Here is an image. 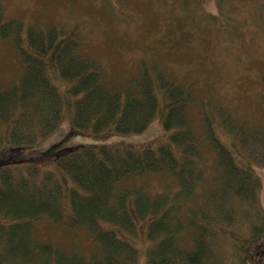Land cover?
I'll use <instances>...</instances> for the list:
<instances>
[{
	"label": "trees",
	"instance_id": "obj_1",
	"mask_svg": "<svg viewBox=\"0 0 264 264\" xmlns=\"http://www.w3.org/2000/svg\"><path fill=\"white\" fill-rule=\"evenodd\" d=\"M13 24L22 21L0 16V36ZM42 32L28 29L33 47L23 54V78L0 88V264H140L139 241H146L143 264H264L261 178L254 167L264 164V125L248 129L231 114L214 124L205 116L200 137L175 110L188 103L187 88L158 74L167 109L158 145L58 141L29 155L55 129L67 105L69 135L103 137L141 132L159 110L155 79L138 81L139 94L108 89L96 59L61 49L65 39L41 47L48 39ZM35 36H42L40 45ZM47 67L66 70L71 84L59 88L54 76L41 73ZM33 103L42 105L34 111ZM205 146L214 151L211 173L204 166ZM145 172H166L175 182L155 193L143 185L116 189L121 178ZM45 217L87 228L100 249L87 257L37 239L35 222ZM187 233L191 238L183 239Z\"/></svg>",
	"mask_w": 264,
	"mask_h": 264
},
{
	"label": "rangeland",
	"instance_id": "obj_2",
	"mask_svg": "<svg viewBox=\"0 0 264 264\" xmlns=\"http://www.w3.org/2000/svg\"><path fill=\"white\" fill-rule=\"evenodd\" d=\"M0 16L22 21L0 36V88L10 89L23 78L27 57L23 54L31 53L33 47L29 28L48 35L41 47H47L48 40L65 39L62 47L66 48L61 49H74L82 58L96 59L108 89L139 94L138 81L155 79L159 110L141 132L107 137L81 132L69 135L72 111L67 105L55 129L40 137L27 150L29 155L38 156L58 141L64 145H158L164 140L162 117L167 110L158 74L187 88L188 103L175 110L187 116L200 137L205 136V116L214 124L231 114L235 121H246L248 129L250 124L264 125V0H221L219 4L214 0L201 4L195 0H0ZM41 37L35 36L33 42L40 45ZM65 62L70 64L67 59ZM66 72L60 67L41 71L44 77L54 76L62 89L71 84L65 79ZM41 105L33 103L31 107L35 111ZM204 149L209 153L204 166L211 173L214 151ZM254 167L261 178L264 211V164ZM169 182L175 180L166 172H145L127 175L115 186L119 190L143 185L155 193ZM34 234L39 240H53L87 257L100 249L87 228L57 225L47 217L35 222ZM188 237L190 233L183 239ZM138 246L143 264L146 241H139Z\"/></svg>",
	"mask_w": 264,
	"mask_h": 264
},
{
	"label": "flooded vegetation",
	"instance_id": "obj_3",
	"mask_svg": "<svg viewBox=\"0 0 264 264\" xmlns=\"http://www.w3.org/2000/svg\"><path fill=\"white\" fill-rule=\"evenodd\" d=\"M197 2H199L200 4L203 3V0H195Z\"/></svg>",
	"mask_w": 264,
	"mask_h": 264
}]
</instances>
